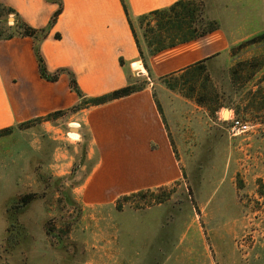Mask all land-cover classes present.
Wrapping results in <instances>:
<instances>
[{
  "label": "rangeland",
  "instance_id": "374dc122",
  "mask_svg": "<svg viewBox=\"0 0 264 264\" xmlns=\"http://www.w3.org/2000/svg\"><path fill=\"white\" fill-rule=\"evenodd\" d=\"M184 2L180 19L192 27L160 14L131 19L146 57L193 28L229 34L219 56L133 80L152 89L181 178L87 206L83 184L99 152L79 109L4 130L0 264H264V0ZM18 24L0 7L5 35ZM229 114L249 131L233 130Z\"/></svg>",
  "mask_w": 264,
  "mask_h": 264
},
{
  "label": "crops",
  "instance_id": "0c3cea01",
  "mask_svg": "<svg viewBox=\"0 0 264 264\" xmlns=\"http://www.w3.org/2000/svg\"><path fill=\"white\" fill-rule=\"evenodd\" d=\"M178 0H0L36 29L38 38L0 39V130L71 110L82 97H97L133 84L147 73L130 20ZM217 1V0H214ZM244 0H220V5ZM54 22L53 17L58 11ZM130 19V20H129ZM230 46L225 27L148 57L151 74L162 77L219 56ZM47 72L41 75L38 54ZM77 116L99 152L85 179L87 206L123 194L171 184L182 176L162 115L149 86L105 104L81 108Z\"/></svg>",
  "mask_w": 264,
  "mask_h": 264
},
{
  "label": "trees",
  "instance_id": "16d2710c",
  "mask_svg": "<svg viewBox=\"0 0 264 264\" xmlns=\"http://www.w3.org/2000/svg\"><path fill=\"white\" fill-rule=\"evenodd\" d=\"M123 2V6L125 8V12L128 14V9H127V6L124 2V0H121ZM0 7L4 10H7V11H10L11 13H15L18 16V14L15 12V10L11 7H7L5 6L4 4L0 3ZM188 4L186 2H184V0H178L177 2H175L173 5L167 7V8H163V9H160V10H154L148 14H160L161 15V18L162 19H165V18H169L167 23H172L173 21L171 20V18L173 17L174 20L178 21L180 23L181 21V25L183 26V24H186L188 25L189 27H192L190 26L187 22H182V19H180L181 17V13L185 10H188ZM60 10H58L54 17H53V21L55 20L56 16L58 15ZM147 14H144V15H141V16H145ZM130 20V19H129ZM130 24H131V20H130ZM18 26H20L22 28V31L18 32V33H12V34H9V35H5L4 34V30L0 28V39H9V38H12L14 36H31V37H35V38H38L40 36H44L46 34V29L43 28V29H36V28H33L31 27L30 25H28L27 23H25L24 21H22L20 18H19V24ZM132 27V26H131ZM219 27H214V28H211V29H203V30H197V29H191L190 30V33L189 35H184L182 36L181 38L179 39H174L172 40L171 42L169 43H163V42H160L158 43L157 46H155L149 53V55L146 57L143 53V51L141 50L140 48V45L139 43L137 42L136 40V43H137V46H138V49H139V53H140V56L144 62V66L145 68L148 70L149 73H151L150 71V67H149V62H148V57L150 55H153L157 52H160L164 49H167L169 47H173L177 44H180V43H183V42H187V41H190V40H193V39H196L200 36H203L215 29H217ZM264 37V34L262 35ZM38 54V59H39V66H40V71H41V75L48 79V80H56L57 77H58V73L56 74H49L47 72V70L45 69V66H44V61L43 59L41 58V56L39 55V53L37 52ZM205 60H202L200 62H197L196 64H200L202 62H204ZM195 65V64H194ZM192 65V66H194ZM192 66L186 68L185 70L191 68ZM183 70V71H185ZM182 72V71H181ZM176 73H179V72H176ZM172 74H175V73H172ZM172 74H169V75H172ZM165 76H168V75H165ZM165 76H162V77H165ZM72 85H73V88L77 91V93L79 94L80 97H82V100L81 102H79L77 105H75L73 108L74 109H81V108H85V107H88V106H93V105H101V104H105L107 102H110L112 100H115V99H119L121 97H125V96H128V95H131L132 93H135L141 89H143L144 87H135L133 84L131 85H127L125 87H122V88H119V89H116V90H113L107 94H104V95H101V96H97V97H85L79 87L77 86V83L76 81L73 79L72 80ZM72 108V109H73ZM58 112H62V111H58ZM57 113V112H56ZM50 115V114H49ZM48 116V115H47ZM35 120V119H34ZM33 121V120H31ZM31 121H28V122H24L20 125H24V124H28L30 123ZM12 127H9V128H5V129H2L0 130V133L4 130H8ZM141 192V191H139ZM29 197L31 196H28V199ZM30 200H25L26 203H28Z\"/></svg>",
  "mask_w": 264,
  "mask_h": 264
},
{
  "label": "built area",
  "instance_id": "2783aa9c",
  "mask_svg": "<svg viewBox=\"0 0 264 264\" xmlns=\"http://www.w3.org/2000/svg\"><path fill=\"white\" fill-rule=\"evenodd\" d=\"M228 121H230L231 128L233 130L237 129L241 132H248L250 129L248 122L241 121L240 119H238L233 115L229 117Z\"/></svg>",
  "mask_w": 264,
  "mask_h": 264
},
{
  "label": "water",
  "instance_id": "95a60500",
  "mask_svg": "<svg viewBox=\"0 0 264 264\" xmlns=\"http://www.w3.org/2000/svg\"><path fill=\"white\" fill-rule=\"evenodd\" d=\"M228 111H229V110H228V109H226V110H225V114H226Z\"/></svg>",
  "mask_w": 264,
  "mask_h": 264
},
{
  "label": "bare ground",
  "instance_id": "6f19581e",
  "mask_svg": "<svg viewBox=\"0 0 264 264\" xmlns=\"http://www.w3.org/2000/svg\"><path fill=\"white\" fill-rule=\"evenodd\" d=\"M226 114H227V113H226ZM228 116H230V114H229ZM228 116H227V117H228Z\"/></svg>",
  "mask_w": 264,
  "mask_h": 264
}]
</instances>
